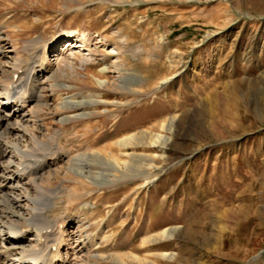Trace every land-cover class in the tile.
I'll list each match as a JSON object with an SVG mask.
<instances>
[{
  "label": "rangeland",
  "instance_id": "obj_1",
  "mask_svg": "<svg viewBox=\"0 0 264 264\" xmlns=\"http://www.w3.org/2000/svg\"><path fill=\"white\" fill-rule=\"evenodd\" d=\"M34 38L56 79H40L45 106L37 119L24 111L32 122L19 147L59 137L51 144L59 159L50 177L22 181L21 208L2 205L9 227H30L19 246L37 248L40 228L26 220L43 209L41 192L61 189L43 215L55 231L64 223L68 245H78L70 264H264V0H0L9 65L28 62ZM102 67L108 81L130 78L134 92L92 86ZM10 76L0 67L2 85ZM77 93L106 101L58 108ZM141 128L168 142L115 145ZM96 150L102 159L88 166L104 181L76 191L71 158ZM129 160L138 165L125 169ZM106 174L118 180L106 184ZM164 231L173 236L154 242Z\"/></svg>",
  "mask_w": 264,
  "mask_h": 264
},
{
  "label": "bare ground",
  "instance_id": "obj_2",
  "mask_svg": "<svg viewBox=\"0 0 264 264\" xmlns=\"http://www.w3.org/2000/svg\"><path fill=\"white\" fill-rule=\"evenodd\" d=\"M39 42L40 41L38 40V38H34L26 43L24 49L25 52L28 53L27 63H25L26 61L16 59L12 61L10 65L9 62L6 61L9 57L0 45V67L3 68L8 66L11 73L10 79L7 84L2 85L0 83V212L2 209V205L5 204H14L21 208V202L19 200V197L16 195V191L20 190L21 186H24L22 184V181L24 179H27L31 182V184L36 183L37 180L34 179L36 178L35 176L41 172L49 173L47 172V170L51 165L57 164L56 161L59 159V156L57 157L54 153H51V144L55 141H58L59 137L53 136L51 140L49 139L50 141L37 142V148L29 149L27 151L25 149L22 150L19 147V139L24 138L29 123L32 122L29 120L28 114L24 111L26 110V108H28L27 112L33 115L30 117H34V119H37L38 113H40L41 108L45 106V103L42 101L43 98H41L43 83L40 82V79L45 77L52 82L56 79V76L54 74L46 76V74L48 73V67L46 64L41 63V61L38 59L37 53L39 51ZM69 42V40H66L64 44L67 47H70L72 43ZM63 56V54L58 53L55 55V58L54 56L53 58L54 60H58L59 62V60L63 59ZM107 70V67H102L98 70V74L91 75L92 86H96V88L98 87L106 90L112 89L115 91L120 90L134 92L133 87L136 86L135 82H132L130 78H127L122 74H119L116 79L108 81V79L105 77ZM166 82H168V80H163L159 83V85H162ZM58 84L59 83H54L52 86H64L63 84ZM104 101L96 99L93 95H91V93H88L87 95L77 93L67 100H62L58 104V108L60 110H63L65 108L81 109L82 107H90L95 110V106L98 104H103ZM30 105L33 106H31L32 109ZM90 115H92V112L84 113L83 111L78 116L84 117ZM64 122L65 119L60 118L59 123L63 124ZM12 135L16 136V140L13 141L9 139ZM55 135L59 136V134L57 133ZM2 137H5L6 140L3 141ZM167 142L168 138L162 136L161 134H151L149 131L141 128L136 132L124 134L114 143L120 148H125L135 145L158 146L159 144L161 145ZM90 145L87 146V151H91L90 149H92V146ZM37 151H39V155ZM96 151H92L90 153H79L76 156L72 157L73 159L71 158V164L69 165L67 171L73 175H77L80 178L77 182H75L76 184L74 185L75 189H77L76 191H79L80 188L85 187L86 185L90 186L91 189L94 190V188L101 186V182L104 181H102L104 177L102 172L93 171L95 170V168L91 169V167L88 166L90 163L97 164L99 158L102 159L101 154ZM131 156H133L134 158H138L139 164L141 166L145 164V159L142 156ZM129 163V165L125 164V169L131 167V165H138V163L132 162L131 160H129ZM113 166L115 167V169L117 168V165L113 164ZM117 171L121 172L122 174H127L126 170ZM56 172H54L53 174H55ZM42 174L40 175L42 176ZM46 175L48 178L51 174L49 173ZM115 180H118V176L109 174L106 176L105 182L106 184H113ZM23 190L28 191L26 188H24ZM60 190L54 189V191L51 190L52 192L48 191L51 192L50 197L46 195L45 192H41L37 199L39 198L42 201L43 209L39 214L38 209H35L32 216L26 220L29 225H31L32 227L34 226L33 228H37V226L40 228L39 233L36 234V249L28 250L23 249L21 246H19L22 244L24 238L28 236L27 234L30 231L28 230V228L30 227H28L27 230H17L12 226L9 227L7 223L1 219L2 216L0 215V264H70L68 259L70 256L74 257L76 255L75 248L78 245L73 248L70 247V244L68 245V241H70V235L67 233L69 231L66 230L64 223H62L61 226L59 225L57 231H55L54 229H52L53 224L47 221L43 215L47 214V210H51L50 201L54 199V196H56L57 198V192H60ZM18 193L21 192L19 191ZM76 194L78 193L76 192ZM24 196L26 197V201H30L31 203H33V205H35V201L29 197L30 195L26 196V194H24ZM66 199H69V196H67ZM12 207L15 208V206ZM48 229L50 231H48ZM52 230L55 232L53 233ZM167 236L171 237L173 235L171 233L168 235V233H165L164 231L162 234L157 236L154 242ZM16 248L19 249V252L17 253L14 252ZM91 257H93V255H91Z\"/></svg>",
  "mask_w": 264,
  "mask_h": 264
}]
</instances>
